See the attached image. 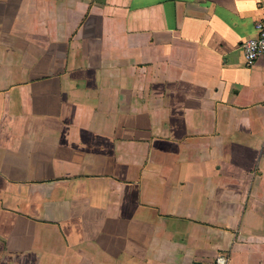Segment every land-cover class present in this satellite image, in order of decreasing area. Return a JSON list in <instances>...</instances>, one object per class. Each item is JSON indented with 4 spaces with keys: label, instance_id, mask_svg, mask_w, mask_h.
<instances>
[{
    "label": "crops",
    "instance_id": "obj_1",
    "mask_svg": "<svg viewBox=\"0 0 264 264\" xmlns=\"http://www.w3.org/2000/svg\"><path fill=\"white\" fill-rule=\"evenodd\" d=\"M264 0H0V264H264Z\"/></svg>",
    "mask_w": 264,
    "mask_h": 264
},
{
    "label": "built area",
    "instance_id": "obj_2",
    "mask_svg": "<svg viewBox=\"0 0 264 264\" xmlns=\"http://www.w3.org/2000/svg\"><path fill=\"white\" fill-rule=\"evenodd\" d=\"M257 36L248 40L242 45V50L245 56L246 65L251 67L257 61L264 57V22L257 23ZM229 258L221 255L216 259L215 264H228Z\"/></svg>",
    "mask_w": 264,
    "mask_h": 264
}]
</instances>
